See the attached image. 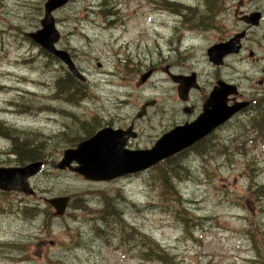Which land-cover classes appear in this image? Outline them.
Wrapping results in <instances>:
<instances>
[{"label": "rangeland", "instance_id": "1", "mask_svg": "<svg viewBox=\"0 0 264 264\" xmlns=\"http://www.w3.org/2000/svg\"><path fill=\"white\" fill-rule=\"evenodd\" d=\"M46 1L0 0V166L32 163L16 160L21 146L11 134L42 141L44 162L28 179L32 194L0 190V264H264V124L257 114L231 118L143 170L122 167L109 171L120 172L112 178L88 179L72 169L77 161L57 167L64 150L103 129L134 124L122 146L132 152L188 128L195 114L186 105L203 113L216 76L206 49L245 27L233 8L217 9L215 0H68L48 24L60 35L55 48L66 50L85 78L80 81L28 35L44 30ZM243 9L263 19L219 75L227 72L246 87L247 50L260 54L261 39L252 37L264 33V0ZM51 37L49 30L38 35ZM173 47L188 51L189 67L173 62ZM168 73H195L187 100ZM93 156L87 164L104 176L102 153ZM63 196L65 212L56 215L45 198ZM149 248L170 254L161 262Z\"/></svg>", "mask_w": 264, "mask_h": 264}, {"label": "water", "instance_id": "2", "mask_svg": "<svg viewBox=\"0 0 264 264\" xmlns=\"http://www.w3.org/2000/svg\"><path fill=\"white\" fill-rule=\"evenodd\" d=\"M67 1L68 0H47L44 3V16L43 19H41L42 22L40 21L44 26V30H39L38 32L35 33H29L28 35L32 39H35L38 42L40 41L39 42L40 45H42L45 49L52 52L54 55L59 57L64 63H66L69 72L74 77L78 78L80 81H84L85 78L75 66L70 54L66 50L55 48L54 46L55 42H58L60 35L58 31L54 28V24L52 25L48 24L53 19L52 12L63 6ZM256 16L257 14H253V18H256ZM46 30H49V32L52 34L51 39L49 38L47 41L40 40L38 38V35L41 33L45 34ZM212 50L213 48L209 47L207 54L209 59L211 61H214V55ZM221 52L223 53L224 51L221 50L219 56L222 55ZM147 76L148 73L143 74L141 77L142 81H145ZM179 78H180L179 82L188 83L186 90H188L192 86L193 83H189V80L190 79L193 80V78H189L188 76H179ZM216 95H217V90L215 89L206 102L204 112L194 122L187 124L188 128L187 127L178 128L179 130H173L169 133H166L163 137L158 139V141L156 142L155 146L152 149L125 152L126 150L122 148V146L124 145V140L120 136L122 135V133H118L117 131L110 129H103L95 135L96 138L94 136L91 140L87 139L80 142L77 145V147L74 149L64 150L63 157L61 161L57 164V167L64 168L71 161H77L79 165L73 167L72 169L74 171H78L88 179L112 178L113 176L120 174V172L118 173V171H114L109 173V171L114 169L118 170L122 167L123 169L126 168V171L124 173L143 170L149 167L150 165L160 161L161 159L167 158L172 154L179 152L180 150L194 143L195 141L199 140L200 138L211 132L213 128L215 129L225 119H227L230 115H232L236 111V109L239 108V105L238 106L234 105L233 107H227L228 109L230 108V111H228L229 113L222 112L223 107L220 103L218 104ZM222 113L223 116H221ZM101 139H103V141L96 144L91 149H89L90 152L80 151L81 147L85 145L87 142L89 144L88 146H90ZM89 141L92 144H90ZM92 150L93 151L95 150L94 151L95 154H91L93 153ZM100 152L102 153L103 162L101 160V163L103 164V166L101 164L102 167L100 166L99 171L101 172V174L103 175L105 174L104 176L94 174L93 173L94 170L92 166L90 164H87V161L91 159L93 155L96 156ZM128 152L131 153L132 155L129 154ZM104 162L111 169H109L104 164ZM41 164H42L41 161H36L24 166H5V167L0 166V190L3 191L13 190V191L23 192L25 194H32V189L28 185V179L40 171ZM45 199L52 204V206L55 209L56 215H62L65 212L67 202L69 200L68 197L65 196L45 198Z\"/></svg>", "mask_w": 264, "mask_h": 264}, {"label": "flooded vegetation", "instance_id": "3", "mask_svg": "<svg viewBox=\"0 0 264 264\" xmlns=\"http://www.w3.org/2000/svg\"><path fill=\"white\" fill-rule=\"evenodd\" d=\"M249 1L250 0H237V4L234 6V4L232 3V0H215V5L217 9L223 8L225 10H231L233 8V16L238 21H240V23H242L245 27L240 28L236 31H232L227 35H221L220 38L222 39L215 41V43L209 46L213 48L212 52L214 55V61L211 62V64H213L211 69H214V68L216 69L215 70L216 76L214 79L212 78L211 80V82L213 83L208 92V94L209 93L210 94L209 95L205 94L203 97L202 107L206 104L207 100L209 99L213 91L216 89L220 94L219 98L217 97V100H218V104L220 103L223 107L222 112L225 113L227 107L237 105V104H239L240 108L237 109L229 118H227L224 122L219 124L215 129H213L206 136L192 143L193 144L192 146L208 138L213 132L217 131L223 123H226L227 121L231 120V118H240L242 116H246V115H250L254 113L255 116L256 114L258 116V119L256 121L259 122L260 124H264V33H259L258 35H255L252 37V41L258 39L259 37L261 39L259 43L260 54L255 52L253 49L247 50V57H248L247 63L250 66L248 71L251 72V75L246 81V87H243L241 86L240 83H237L235 79L232 76H230V74L227 72H225L222 75H219V70L225 66L227 59H229L232 56L238 55L244 49L245 46H243V44L247 38L248 29L251 30L252 28H255L257 25H259L260 21L263 19V15H261V13L257 11L247 12L245 9H243L244 6ZM253 14H257L256 18H253ZM247 43L249 44V41H247ZM208 48L206 49V52L208 51ZM224 49L226 50V52L222 54V56H219L220 51L221 50L225 51ZM171 51L173 52V57L175 58L173 62L180 64V65L183 64L186 67H189L190 64L186 63V57H187L188 51L181 53L178 47L171 48ZM253 67H260V71L253 69ZM207 73H211V70ZM170 76L172 77V79H174L177 82L180 81L179 76H188L189 78H193V80L192 79L189 80V83H193V84L188 90H186L188 83H181V84L179 83L178 86L175 88V91H177V95L181 99L187 100L189 92L193 90L192 88L195 86L197 82L195 73H191L190 75H187L184 73L177 74V75L171 74ZM199 88H200V85L197 86L196 90H198ZM246 95H248L249 97H246ZM253 101H254V104H251ZM184 110L187 113L191 112L195 114L191 122H193L199 115L202 114V111L195 112L194 105H186V109ZM262 110H263V113H262ZM55 112L57 111L52 110V113H55ZM221 116H223V113L221 114ZM260 119H263V122H261ZM191 122L185 123L184 125L190 124ZM132 129H134V124L133 125L129 124V126H127V128L125 129L118 128L115 130H117L118 133H122V135L120 136L124 140V143L127 144V137L125 136V134H127V136L133 135V132H131ZM249 129L250 127L247 130ZM262 129L264 130V127H262Z\"/></svg>", "mask_w": 264, "mask_h": 264}, {"label": "trees", "instance_id": "4", "mask_svg": "<svg viewBox=\"0 0 264 264\" xmlns=\"http://www.w3.org/2000/svg\"><path fill=\"white\" fill-rule=\"evenodd\" d=\"M36 86L39 87L38 84H36ZM6 134V133H4ZM46 134V133H44ZM10 137L14 138L15 140L18 141L19 145L21 146V151L20 152H15L16 154V160L19 163H25V162H33V161H40L41 159H43V156L41 155V153L38 151L39 149L43 148V142L35 139L33 137H29V136H19L17 135H9ZM18 137L21 138V141H19ZM33 141L31 145H28L27 141ZM13 154V153H10ZM43 162V161H41ZM44 163V162H43ZM23 245V244H21ZM25 246V245H23ZM28 246V244L26 245ZM151 253L154 254L155 256H159V260L161 262H165V258L170 254L169 252L167 253V251H165V249L161 250L162 253L160 254V250H157L155 248H149ZM170 264H177L176 262L173 263L171 261H169Z\"/></svg>", "mask_w": 264, "mask_h": 264}, {"label": "bare ground", "instance_id": "5", "mask_svg": "<svg viewBox=\"0 0 264 264\" xmlns=\"http://www.w3.org/2000/svg\"><path fill=\"white\" fill-rule=\"evenodd\" d=\"M197 1H198V0H197ZM185 2H186V1H185ZM187 5H188V4H187ZM212 13H213V12H212ZM51 112H52V110H51ZM68 121H69V120H68ZM71 121H72V120H71ZM67 123H68V122H67ZM81 128H82V127H81ZM75 131H76V130H75ZM27 142H29V143L32 144L33 141L29 140V141H27ZM41 163H42V164H41V168H42V166L44 165V163H43V162H41ZM41 168H40V169H41ZM197 201H198V200H197ZM194 204H195V203H194ZM79 250H80V249H79Z\"/></svg>", "mask_w": 264, "mask_h": 264}]
</instances>
